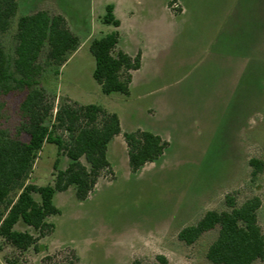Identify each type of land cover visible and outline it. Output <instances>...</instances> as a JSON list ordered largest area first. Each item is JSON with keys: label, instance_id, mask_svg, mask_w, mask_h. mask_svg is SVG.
Listing matches in <instances>:
<instances>
[{"label": "rangeland", "instance_id": "obj_1", "mask_svg": "<svg viewBox=\"0 0 264 264\" xmlns=\"http://www.w3.org/2000/svg\"><path fill=\"white\" fill-rule=\"evenodd\" d=\"M227 3L238 12L236 17H243L238 34L248 36L250 42V69L239 87L231 91L219 75H198L186 66L169 67L138 94L102 92L93 76L95 58L90 46L94 39L119 30L102 21L107 5H115V15L123 21L122 41L128 46L135 42L131 19L149 21L164 13L171 19L184 16L181 40L190 48L198 39L215 35L209 23ZM37 11L63 16L81 41L58 77L55 67H45L36 76L37 88L55 105L53 115L63 100L100 105L118 114L122 134L110 144L112 170L103 173L89 198L78 201L74 187L58 193L54 203L61 213L48 218L55 225L54 232L40 240L38 251L21 252L0 238V264H43L47 256L57 264H131L135 259L156 264L159 255L169 264H213L207 252L218 230L205 233L192 245L180 241L178 235L206 212L226 210L227 195L235 196L239 204L253 196L262 199L259 224L264 233V171L253 181L249 164L252 158L264 162V0H19L11 27L0 32V46L6 54L15 57L18 18ZM184 52L180 51L182 57L193 58L194 54ZM11 88L0 92V127L27 141L20 106L37 88L18 83ZM159 96L168 102L160 111L152 106ZM139 129L158 131L169 147L158 163H149L134 174L123 134ZM58 160L59 169L67 168L69 159L58 153L57 145L45 143L29 182L53 183ZM16 229L31 230L23 224ZM254 264H264V259Z\"/></svg>", "mask_w": 264, "mask_h": 264}, {"label": "trees", "instance_id": "obj_2", "mask_svg": "<svg viewBox=\"0 0 264 264\" xmlns=\"http://www.w3.org/2000/svg\"><path fill=\"white\" fill-rule=\"evenodd\" d=\"M18 10L19 0H0V32L8 31ZM102 21L115 28L121 26L114 4L107 5ZM119 41L118 30L92 41L93 76L104 94L129 96L133 72L141 68L142 55L139 52L132 57L117 51ZM80 44V38L71 32L61 15L37 11L20 16L15 35V57L6 54L0 46V92L11 90L13 83L37 88L36 76L42 75L45 67H55L54 74L58 77L60 68ZM43 55H46L44 62L41 61ZM47 101L46 92L37 88L32 89L22 102L20 112L25 119L23 131L28 135L27 141L0 127V238L21 252L31 248L38 251L40 240L54 232L55 225L48 218L61 213L54 203L58 193L74 187L78 201L89 198L103 173L112 170L109 145L122 134L118 114L100 105L63 100L53 115L55 105ZM123 136L134 174L149 163H158L169 147L168 141L151 131L139 129ZM45 143L57 145L58 153L66 156L69 164L67 168L59 169L60 162L56 161L53 183L38 186L29 181ZM249 164L251 179L255 181L264 171V162L252 158ZM225 204L226 210H210L197 223L183 228L179 240L192 245L205 233L218 230V236L207 252L211 263L254 264L263 260L264 233L259 224L262 199L253 196L239 204L235 196L227 195ZM19 224L31 230H17ZM43 264L57 263L47 256ZM131 264L145 263L135 259ZM156 264L169 262L159 255Z\"/></svg>", "mask_w": 264, "mask_h": 264}, {"label": "crops", "instance_id": "obj_3", "mask_svg": "<svg viewBox=\"0 0 264 264\" xmlns=\"http://www.w3.org/2000/svg\"><path fill=\"white\" fill-rule=\"evenodd\" d=\"M184 13L183 15H185ZM237 13L227 3L223 10L214 14L215 16L209 23L212 30L215 29V35L198 39L191 43L193 45L190 48H188L186 41L181 40V23L184 22L181 19L184 16L181 19L179 17L171 19L163 13V16L159 17V19L149 21L142 22L131 19V32L135 33V42L133 45L130 44V46L122 41L121 28L123 21L117 17L121 21V26L118 30L121 35L118 47L132 57H135L139 52L142 55L141 68L133 72L131 93H137L140 89L150 85L151 82L164 76L169 67L175 69L186 66L192 68L191 72L198 71L196 72L198 75H219L221 81L229 84V90L231 91L239 87L250 69V42L248 41V36L243 37L238 34L240 31L239 27L244 20L239 14L236 17ZM132 16H135L134 12H132ZM262 30V48L264 50V19ZM258 32L260 33V28ZM260 42L259 40L258 48H260ZM185 43L186 45H184ZM188 49L190 51H187ZM181 50L185 51L184 54H194L193 58L187 57L188 55L182 57L180 55ZM177 54L180 56H177ZM176 56L177 58L175 59ZM257 58H259V53ZM200 79V77L196 78V80ZM131 93L130 96L132 95ZM167 103L164 97L159 96L152 106H155L160 111L163 106H167ZM151 132L166 140V137L158 131Z\"/></svg>", "mask_w": 264, "mask_h": 264}]
</instances>
